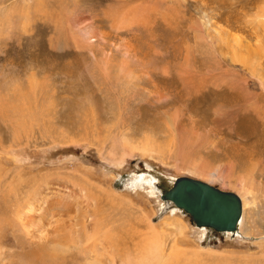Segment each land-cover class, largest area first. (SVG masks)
<instances>
[{"label": "rangeland", "instance_id": "374dc122", "mask_svg": "<svg viewBox=\"0 0 264 264\" xmlns=\"http://www.w3.org/2000/svg\"><path fill=\"white\" fill-rule=\"evenodd\" d=\"M4 174V188L26 185L10 210L0 205L8 249L28 195L49 182L97 196L112 175L155 224L187 223L181 248L219 252L195 254L203 264H264V0H0ZM183 177L240 197L237 235L196 227L161 200ZM124 207L117 223L136 222L139 208ZM17 234L10 264H52Z\"/></svg>", "mask_w": 264, "mask_h": 264}, {"label": "bare ground", "instance_id": "6f19581e", "mask_svg": "<svg viewBox=\"0 0 264 264\" xmlns=\"http://www.w3.org/2000/svg\"><path fill=\"white\" fill-rule=\"evenodd\" d=\"M111 176H106L110 182L107 188L99 185L97 196L91 189L79 183H73V187L69 188L60 183L49 182L40 197L36 193L28 195L26 206L18 207L15 216L11 218L9 232L5 235L4 243L9 249L0 245V264H10L8 257L13 254L10 250L16 247L21 251L22 245L16 246V233L20 234L22 243L29 244V247L40 253L39 258L49 255L52 264H78L77 255L71 253L72 248L90 264H203L206 263V258L196 257L195 254L212 256L219 253L203 248L189 252L181 248L180 241L189 239L187 231L190 228L187 223L180 216L172 215L165 216L162 223L155 224L152 221L154 213L147 212L146 203L137 206L130 195L122 196L114 189V178ZM18 177H21L20 174ZM83 178L88 181L86 177ZM6 181L7 174L1 175L0 205L4 204L7 208L12 205L5 209L7 212L20 201L19 195L26 185L23 183L21 189L11 187L17 181L13 180L12 184L4 188L3 183ZM240 202V219L233 233L227 232L228 234L237 235L243 225L241 199ZM126 205L138 207L139 215L136 222L121 225L113 214L126 209ZM38 260L40 261L37 259L35 262Z\"/></svg>", "mask_w": 264, "mask_h": 264}, {"label": "water", "instance_id": "95a60500", "mask_svg": "<svg viewBox=\"0 0 264 264\" xmlns=\"http://www.w3.org/2000/svg\"><path fill=\"white\" fill-rule=\"evenodd\" d=\"M160 198L195 226L219 234L233 233L241 215L236 194L188 177L173 180L168 189L161 191Z\"/></svg>", "mask_w": 264, "mask_h": 264}]
</instances>
